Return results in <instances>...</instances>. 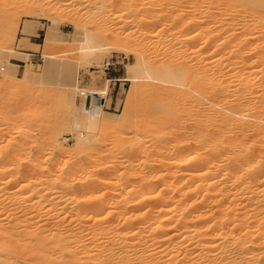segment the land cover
<instances>
[{
    "label": "bare ground",
    "instance_id": "6f19581e",
    "mask_svg": "<svg viewBox=\"0 0 264 264\" xmlns=\"http://www.w3.org/2000/svg\"><path fill=\"white\" fill-rule=\"evenodd\" d=\"M38 1L46 4L45 0ZM195 1H198L201 6L204 5L201 7L203 9L200 16L197 17V13L193 14L200 19H197V22L194 21L195 19L188 20L186 25H188L187 28L191 26L190 29L194 22L195 25L203 26L204 35L201 38L203 41L200 40L199 44L201 48L194 45L196 49L195 47L192 49L196 51L200 48L203 52L207 49H211L209 52L215 49L221 51L218 55L223 54L222 57L215 53V58L212 53H210L212 57H206V54L204 55L201 51L199 53L197 50L198 54L206 57L202 59L198 56L203 62L196 59L198 54L196 55L193 51L196 55V63L193 65L183 63L187 61L185 57V61L175 65L169 61L153 62L142 54L133 63L125 65L123 79L134 81L137 88L155 86L154 88L165 91L167 100L175 98L177 94L174 92L178 91L189 101L191 100L190 108L187 107L189 105L184 106V103L188 101L182 97L184 95L181 94L183 101L187 100L184 103L180 101L182 99H179L180 96L175 98L179 99L184 110L188 108L189 115L187 113L181 115L180 113L184 112H177H180L182 117L190 118L183 121L181 117L182 121L175 120L176 123L173 121L175 118L172 114H168L172 120L171 118L168 120V117L167 120L159 117L165 115L167 109L164 107L167 108V106L162 104L165 102L168 105V101L166 102L164 94L160 95L157 92L159 97H162L161 100L165 101L160 102L159 98L160 105L155 102L156 105L152 103V106L155 105L154 108L158 113L154 111L157 114H162L158 115L161 120L149 121L154 116H148V114L144 120L145 122L148 120L145 123L148 126L145 129L149 128L148 132L154 128L152 133L156 134L158 143L154 140V136V139L150 137L149 141L151 144L156 143L155 147L149 145L147 140L145 141L147 146L144 148L143 143L141 145V142L138 143L136 140L142 139L143 135L145 139L142 140H146L148 138L146 136H152L150 133L145 135L142 130L141 133L144 134L139 137L136 132L139 129L136 128L135 133H132L135 134L134 136L131 134L134 130H127V134L123 127L133 123L129 124V120H125V114H120L119 117L124 116L123 122L122 118H119L125 132L123 136L127 134L125 136L127 137L130 134L129 136L138 137L132 139L136 140L137 144L131 143L135 148L133 150H136L135 154L130 149L132 150L130 155L135 158L127 154L129 149L123 152L124 156L126 154L129 156L128 158L127 156L123 158V155L119 154L122 150L118 154L123 159L120 161L118 156L120 162H117L114 158L117 147L122 144L120 139L123 142L121 135L123 132L116 128L121 134L116 132L120 135L116 139L119 142L117 141V146L114 147L115 154L112 153L114 150L110 149L111 151L103 152L100 157L93 158V155L88 158L87 165H80V152L86 153L85 151L93 147L97 149L96 138L101 132L105 119L100 102L90 101L91 94L97 93V90L93 91L88 86L82 87L77 77L75 81L72 78V81L68 80L70 78L67 71L68 77L65 74L64 77L67 79L65 78L64 84L67 82L65 86L82 94V102L75 112L70 114L71 117L69 113L67 118L64 116L67 120L68 117L70 118L68 120L71 121L70 123L67 120H64L66 123H60L59 119L58 121L54 119L55 122L40 126L44 127L42 137L40 136L42 140L33 139V142L36 141L37 150L28 151L30 154L26 162L20 157L24 153L20 154V151L16 152V149L19 145L24 146L29 143L34 135L32 134L34 132L31 133L34 128L28 130L29 124L33 125L29 121L26 124L28 115L31 116V113L23 112L22 116H18L25 119V124H21L24 130L21 131L22 128H20L19 139L13 137L9 146H3L4 148L0 149V264H264V0H192V2ZM30 2L31 0H0V35L3 32L7 38H10L11 31H15L17 13L25 11V8L29 14L34 11ZM173 3L172 5L175 6ZM92 4H94L93 0H87L85 5L92 9L95 6ZM172 5L170 8H176ZM151 9V11L155 10ZM144 10L143 15L146 17L142 19L148 27L159 24L161 20L164 22L165 17L173 15H163L165 12L155 14L156 12L148 11L147 7ZM119 12H115L117 17L122 16V11L120 14ZM128 14H123L125 16V18L122 16L125 19V21L122 19L125 22L123 24L132 23L135 20L134 15L128 16ZM178 15L181 16V14ZM172 19L178 20L175 17ZM56 22L57 20L53 19V26L48 29L45 40H52ZM176 24H172L171 27ZM26 28L25 32H28ZM183 28L184 26L182 30L185 32L186 28ZM196 30L199 31L198 28ZM91 32L84 29L81 38L78 39L81 62H90L91 59L103 53V50L109 48L99 43L95 33ZM189 33L185 35L189 36ZM188 36L184 37V41L191 48L192 44L198 43L197 36ZM184 41L181 42L185 44ZM182 50L184 51V48ZM4 51L5 49L2 53ZM189 52L187 55H191ZM182 54L183 52L178 56H183ZM12 55L16 56V54ZM43 55L47 62H53L56 59L53 54L44 53ZM3 63L2 67L6 69L7 75L10 72L13 75H20L19 65L11 61L9 56L3 57ZM111 63V59L107 58L104 65ZM6 73L0 77V80H3L4 84L9 83L7 80H12V83L1 89V93H6L5 99L11 97L9 104L8 101L3 103V106L7 104L5 114L6 116H12L15 113L20 115L21 106L18 107L20 100L18 98V101L16 96L27 97L32 101L33 95L20 90L25 88L19 81L21 79H15L18 80L15 83V80L9 78ZM203 73L207 76L210 74L209 77L214 76L216 81L214 83L209 81L211 78L205 77ZM21 74L30 75L31 73L26 67ZM204 80L211 83H204ZM19 85L21 88L18 87ZM72 89H70L71 94ZM145 90L149 89L146 87ZM172 93L176 95L172 96ZM101 94H106V90H101ZM167 95L171 97L167 98ZM145 97L148 98V96ZM68 101L71 108L73 101L69 98ZM170 102L173 103V100ZM134 103L136 102L133 99H128L127 106H133ZM172 103L171 105H174ZM171 105L169 104L170 107ZM169 106L168 109H171L173 113L174 107L178 104L173 108ZM181 106L179 105L177 109L182 110ZM146 107L151 114L153 107L150 108V104ZM163 108L164 115L160 113L163 112ZM143 110L145 111V108ZM144 114H141L143 119ZM155 117L157 118V115ZM30 119L32 120L33 117ZM11 124L8 127L12 128ZM63 125L71 126L73 129L75 143L72 148L76 153L74 150L72 151L74 153L70 152L67 145L61 144L63 141L59 137L63 129H60V126ZM145 125L143 123L138 127L142 128ZM11 133L14 134V132ZM101 135L104 134L101 133ZM125 137L124 142L130 143ZM126 146L125 149L128 148ZM55 148H58L60 155L69 158V160L64 158L66 162L64 161L63 165L59 162L60 166H56L57 160L54 162L55 165L49 162L48 151L46 154L44 152V149H49V154H53L57 150ZM87 155L91 156L92 152L91 155L90 153ZM141 157L142 160L140 159L139 163H134V160ZM107 188L113 190L108 196L106 194L109 192L104 191ZM102 191L105 192L106 197Z\"/></svg>",
    "mask_w": 264,
    "mask_h": 264
},
{
    "label": "rangeland",
    "instance_id": "374dc122",
    "mask_svg": "<svg viewBox=\"0 0 264 264\" xmlns=\"http://www.w3.org/2000/svg\"><path fill=\"white\" fill-rule=\"evenodd\" d=\"M85 1L87 2V0H85ZM85 1L84 0H45L44 2L46 4H43L41 1L31 0L30 3L32 5L34 11H32V13L29 14V11L26 10V8H25V11L22 10V11L18 12L17 13V17H16L17 22L15 24V31H11L10 38H7L6 35L3 32L0 35V50H2V51H3V49H5V51L7 50L6 52L5 51L3 52L4 54L2 53V51L0 53L1 54L0 62L2 61L0 63V77L3 76V74H5L7 72L6 69H4L2 67V65H4L3 57L9 56L11 61H13V62H15V63H17L19 65L18 70H19V74L20 75L16 74L17 75L16 76V75H13V73L11 74V72L8 75L6 73V75L9 78H12L14 80L15 79H18V80L21 79L19 81L24 84V85L23 84H21V85H23L25 88L24 89H20V90H22V91L24 90L25 93L33 95L32 96V98H33L32 101L29 100L27 97H25V98L21 97L20 94H19L20 97H18V95H17L16 99L18 100V98H19V100H20V102H18V104H19L18 107L21 106L19 108L21 111L18 110V112L20 111V115L18 113H15V114H13L14 117H13V115L12 116H8V115L6 116L5 108L7 107V104H4V106H3V103H4V101H5V103H7L6 101H8V104H9V102H11V100H9L11 97L6 98V99H8V100H6L5 99L6 93H1V92L3 90V87L11 85L10 83H12V80H10L11 82L9 80H7L9 82L8 84H4V81L2 80L3 81L2 82L0 80L1 81L0 82V96H1L0 104H1V101H2V104H1L2 106L0 107V122H1L0 123V128H1L0 129V133H1L0 134V149L4 148L6 146H9L10 143L12 142L13 137H16V139H17L18 137H20V134H21L20 132L22 130H24V128L21 127V124H25V119L23 117H19L18 118V116H22L23 112L25 114L26 113L27 114L31 113L30 114L31 116L28 115V119H30V117L31 118L33 117V119L32 120L31 119L30 120L27 119L26 120V124H28L29 122H32L33 126H31V123H30L28 130H31L33 128L34 129L37 128L36 130H38V132L36 130H35L36 132L33 131L34 130L33 129L31 131V133L34 132V133H32L34 135L31 134L33 137L30 138L29 143L25 144L24 146H20V145L17 146V149L19 147H21V148L18 149V151L16 149V152L20 151L19 152L20 154L24 153L20 157H21V159H23V161L25 159V162L29 158L28 157V155L30 154L29 152L30 151L31 152H35L37 150L35 148V147H37V146H35V142H36L35 140H39V141L42 140V138H40V136L42 137V132H43L44 127H40V126H45V125H42V124H50V123H52V121L53 122L58 121V119H59V121H61L60 123H62V122L66 123L65 121L67 120L66 118H67L68 113H69V115L70 114L72 115L75 112V109L78 108L77 106H79L80 102H82V97H83L82 94H80L79 92H75V89H72V88H69L68 86H65L67 82L64 84V82H65L64 80L67 79L68 75H69L68 78H70L68 80H70V81L74 80L75 81L76 77H77V79L79 80V83H80V85L82 87H84V86L87 87L88 86L93 91L97 90V93H100V95H97L96 93L91 94L92 96L90 97L91 98L90 101H93L95 103H98L97 101L100 102V107H101V109L103 111V116H104V119H105V122L103 123L104 125L102 124L101 132L97 136L98 139L96 138V140H97L96 142L97 143H96L95 146H97V149H96V147H93L95 149L90 148L92 150L89 149L90 151L89 150L85 151L86 153L89 151L88 153H90V155H91V152H92L91 156L87 155L88 153L87 154L84 153V151H83V153L80 152L81 153V155L79 154L80 155V159H81L79 161L80 165L81 164L82 165L83 164L87 165V161L89 163V159L88 158L93 157V155H94L93 158H96V156L100 157V155H102L103 152L111 151L110 149L114 150V151H112V153L114 152L113 154H115V152L117 151L116 154H115L116 156L114 155V158H116V161L118 162L121 159L120 155L122 156L124 154L123 152L125 150H126L125 152H127V150L129 149L127 154L128 153H129L128 155L131 154L130 152H132V150L135 149V148H133V146H132L133 144H131V143L136 142V140L138 141V143L141 142L140 143L141 145L143 143L142 147H144V146L146 147L147 146L146 142H147V140L148 141L151 140V139H149L150 137L152 139L155 138L154 140H156V138H157V136L155 137L156 134L152 133V130H154V128H151V127H153V126L150 127L151 129H150L149 132L147 131V130H149V128L145 129V127H148V126L145 125V123L148 120H146V122L144 121L147 118L146 117L147 114H148V116H154L155 119L154 118H151V120L149 119V121L153 120L152 122H155V120L158 121V119L161 120V118H163V119L165 118L167 120V117H168V120H169V118H171L170 120H172V117L170 115L168 116V114H172L173 118H175V119H173V121H175V120L179 121V120H181V117H182L181 115H184V114L186 115V113L188 111V108L187 109L185 108L186 111L184 110V106L186 107V105H189L187 107H190V108L192 106L189 103V102H191V100L189 101L187 99V97L184 94L181 93L182 95H184L182 97H185L188 100V101L185 100L187 102L183 101L184 99L181 97V94L178 91L174 92L178 96L176 94L173 95V93H172V96L176 95L175 98H177L179 96H180L179 99L182 98V99H180V101H183V103L185 102L184 106L182 105L183 108H181L182 106H181V102L179 101V99H175V98L172 97L171 100H170V98H168L170 95H167V98L169 99V100H167L166 96L164 94L165 91L163 92V90H161V89L158 90L157 87L154 88L155 86H146L147 89L150 90V92H149V90H145L146 87H142V86L138 85V86L141 87V88L139 87L140 90H138L139 88H137V85H134V81L128 80V79H123L125 77V65L127 63L128 64L129 63H133L134 61H136V58L138 56L142 55V54H144L146 57H149V59H151L153 62L157 61V63H160V62L162 63V62H168L169 61L171 63H174L175 65L178 62L182 63V61H185V60H187V61L183 62V63H185L187 65H189V64L193 65V63H196V59L199 60L198 56L202 57L203 54L204 55L206 54V57L207 56L208 57H212V54H213V58H215L214 57V53L216 55L221 54L220 53L221 51H217L215 49L214 50L212 49L213 51H211V52H209L211 49L210 50H208V49L204 50V52H203L202 49L200 50L201 47L199 46V44L201 43L200 40H202L201 38H203L202 36L204 35L203 34V29L204 28H203V26H199V24L195 25V22H197L200 19V18H197V17L200 16V13H202V9L203 8H201V7L204 6V5L202 4V6H201V4L198 1H195L196 2L195 3V2H192V0H186V1L185 0H180V1L179 0H174V1L173 0H168L167 1L168 3L166 2V4H165L166 0H160V1L159 0H152V1L151 0H138V1L137 0H93V3L95 4V6H93L94 4H92V6H93L92 9L89 8V7H86V5H85L86 2ZM116 1H119V2H116ZM120 1H122V2H120ZM130 1H132V2H130ZM149 1L152 2V4ZM187 1L190 2V3H188ZM170 2H172V3L174 2L173 4H175V6L172 5V3H170ZM132 3H133V5H132ZM181 3L183 5H181ZM198 4H200V5H198ZM129 5H130V7H129ZM168 5H170V6H168ZM171 5L176 7V8H174L175 10L172 9L173 7L170 8ZM144 6L147 7L148 11H150L152 13L156 12L155 14H158V12H159V14H162V13L165 12L163 15L167 14L168 16L169 15L171 16V14H173L171 17L172 18L175 17L178 20L172 19L171 17H168V18L165 17L167 20L165 18L163 19L164 22L161 20L162 22L160 21V23H162V24L159 23L157 25H149L151 27H148V25H146L144 23L143 19H142V18L145 19V17H146V15H143V14H145L143 11H145L144 9L146 8ZM191 6L192 7L195 6V7L192 8ZM196 6L197 7L199 6V7L197 8ZM131 7H132V10L130 11ZM138 7L140 8V10H138L139 9ZM148 7H150V8H148ZM151 8H154L155 10L151 11L152 10ZM195 8H197V9H195ZM200 8H201V10H200ZM22 9H24V8H22ZM33 9H31V10H33ZM40 9L42 10V12H41ZM157 9H159L161 11H162V9H165V10L160 12ZM170 9H171V11H166V10H170ZM194 9L197 10V11H195ZM119 11L120 12L122 11V16L124 18H125L124 15H127L128 13H129L128 16L130 14L132 16L134 15L133 18L135 20H133L132 23L123 24V23H125V22H123V21H125V19L122 16L120 17V15H118V17L116 16V13H118ZM133 11L135 12V14L133 13ZM27 12H28V14H27ZM98 12H100V13H98ZM120 12H119V14H120ZM137 12H139V13H137ZM182 12H184V13L182 14ZM96 13H97V15H96ZM195 13H197V15ZM178 14H181V16H179ZM193 14H195L197 17L193 16ZM97 16H98V18H97ZM188 16L191 17V18L188 19L189 18ZM169 18L171 20H169ZM53 19L57 20V22L55 24V29H54L55 32L53 33V38H52V40H45V38L47 37L48 29L50 28V26H53ZM122 19H124V20L122 21ZM179 19H180V21H179ZM184 19H186V20H184ZM191 19H195L194 20L195 22L193 21L194 22L193 23V27L190 29L191 26L189 28H187L188 25H186V24H187L188 20H191ZM140 20H141V22H140ZM173 20H174V23H172ZM169 21L171 23H169ZM184 21L185 22L187 21V22L184 24L183 23ZM165 24H166V26H164ZM172 24H176V25H173L174 28L171 27ZM179 25H180V27H178ZM181 25L184 26L183 29L186 28L185 32H184V30H182L183 26H181ZM25 26L30 29L29 33L25 32V28H26ZM195 26H196V28H195ZM169 28H171V29H169ZM197 28L199 29V31L196 30ZM37 29H38V32H37ZM84 29L90 30V32L93 31L91 33H93V34L95 33L94 35L96 36L97 41L99 43L105 44V45H107L109 47V48H107L108 50L107 49L103 50V53H100L98 55V57L91 59V61L87 62V63H86V61H82V62L80 61V55H79L80 52L78 50L79 49V45H80V43H79L80 40H78V39L81 38V36H82L81 34L84 31ZM175 29H177V30H175ZM178 30H180V31H178ZM201 30H202V32H201ZM0 33H1V31H0ZM37 33L39 35H37ZM185 33H187V34L189 33V36H191V37H192V35L193 36H197V42L198 43L192 44L191 48H189V44L184 41V37L186 38L188 36V35L186 36ZM199 33H201L202 35L199 34ZM31 34H35V37H33V39H37L40 42L39 45L33 46V52L36 55H30L29 53H27V52H30L28 48L31 47V45H30ZM118 36L120 38H118ZM118 40H120V41H118ZM181 41H184L185 44H183V42H181ZM117 42H118V45H117ZM126 44H127V46H126ZM166 44H168V45H166ZM183 45H186L187 47L185 46L186 47L185 48ZM194 45L196 47H198V46L200 47L197 50H199V53L202 52L203 53L202 55L198 54L197 50L195 51L196 47ZM120 46H121V48H120ZM193 47H195L194 50L192 49ZM183 48H184L185 52L182 50ZM177 49H178V51H177ZM9 50H14L15 52H13V51L10 52ZM180 50L183 52V54H182L183 56H178V55H181V53H182V52H180ZM186 50H187V52H186ZM189 50H190V52H189ZM173 51L175 53H173ZM193 51H195L196 55L197 54L198 55L196 56ZM188 52L191 55H187ZM10 53L11 54H16V56L15 55L11 56ZM41 53L42 54L49 53V54L55 55L56 56L55 57L56 58L55 61L57 60L56 64L54 63L55 61L47 62V59H46V57L44 55H43L44 58L40 57ZM192 53H194V55H192ZM210 53H212V54H210ZM222 55L221 56L218 55V56L222 57ZM195 56H196V59H195ZM185 57H187V59H185ZM190 57H193V58H190ZM206 57L204 56V57H202V59H206ZM107 58L111 59V61H112V63L109 64L110 65L109 69H105L108 65H104L105 60ZM188 59H192V60L190 61ZM202 59L200 58L199 62H201ZM25 63H26V65H25ZM67 66H68V68H66ZM26 67L30 70L31 74L33 72L32 76H31V74L30 75L21 74ZM8 70L12 71L11 68H8ZM66 71H67L68 75L66 74ZM210 72H212V70H210ZM65 74H66L67 77H64ZM203 74H202V76H203ZM18 76H20V78ZM204 76L205 77H209L210 74L208 76L204 74ZM30 77H33V78H30ZM71 78H72V80H71ZM81 79H83V82H81L82 81ZM108 79H110V80H108ZM209 79H210L209 81H212L213 83L216 81V78H214V76L209 77ZM213 79H215V80H213ZM18 80H15V83H17ZM206 81H208V80H206ZM206 81L204 83H211L209 81L208 82H206ZM21 85H19L18 87H20ZM28 86H30V87H28ZM70 89H72V94H71V90ZM134 89H136L135 93H134ZM69 90H70V94H69ZM101 90H106V94H103V95H105V99H103V97H101V95H102L101 94ZM155 90H156V92H155ZM160 90H161L162 93L160 92ZM143 92L146 95H144ZM145 92H147V93H145ZM157 92L160 93V95L164 94V98H165L166 102L168 101L167 102L168 105L165 104V102H164V104H162L163 102L161 103L163 106H167V108L164 107L165 109H167L166 113L164 112L165 111L164 108H163V112L159 111L160 113H163V115L165 113L164 116H159L161 118H159L158 115H162V114H157L158 112L156 111V109L154 107H155L156 103H159L158 105H160V102L161 101H165V100H161L162 97H159V94ZM25 93H23V94H25ZM148 93H149V95H148ZM138 94H139V96H138ZM166 94H168V92ZM71 95L73 97H71ZM8 96H10V95H8ZM135 96H136V98L137 97L138 98L136 99ZM145 96H148V98L150 100L147 97H145ZM153 96H155V97H153ZM156 96H158V97H156ZM130 97H132V98H130ZM68 98L73 101L71 103L72 104L71 108H70V105H69ZM159 98H160V100H159ZM3 99H5V100H3ZM34 99L36 101H34ZM128 99H133V101L136 102V103H134L133 106H130L131 108L127 106ZM172 100H173V103L172 102L169 103V101H172ZM28 101H29V103H28ZM174 101L178 104V106L179 105L181 106L180 109H182L183 111L177 109L178 106H176V107H174L175 110L177 109L176 112L174 113V111H175L174 109H173L174 110L173 113H172L171 109H170L171 110V112H170V110L168 109L169 104L170 105H171V103L174 104V105H171L172 108H173V106L177 105L176 103H174ZM32 102H35L36 104L32 103ZM24 103H26V104L23 105ZM152 103L155 104V105L152 106ZM148 104H150V108L153 107L151 109V111H150L151 114H149V111L147 110V107H146V106H148ZM144 105H146V106H144ZM61 106L62 107L64 106L63 109H62ZM141 107L143 109L145 108V111L143 109H141ZM31 109H33L32 110L33 112L30 111ZM45 109H46V111H45ZM139 109H140V111H139ZM127 110H129V111H127ZM142 111H144L145 113L147 111L148 113L144 114V112H142ZM177 111L184 112V113H180L179 112L181 114L180 115ZM168 112H170V113H168ZM37 113H38V115H37ZM78 113H81V112L79 111ZM120 114H125V120L126 121L129 120L128 121L129 124H131V123H133V124L123 127L122 122L124 121L123 120L124 116L123 115H122L123 117L120 116L122 118V120H121L122 122H120V119H121L119 117ZM141 114L142 115L144 114V116H145L144 119H143V116ZM49 115L52 118H50ZM71 115H70V117H71ZM155 115H157V118L155 117ZM187 115H189V113H187ZM176 116H178L177 119H176ZM179 116H180V118H179ZM12 117L14 119H12ZM8 118H9V120H8ZM15 118H17V119H15ZM43 118L45 119L44 121H43ZM148 118H150V117H148ZM187 118H189V117L188 116L186 118L182 117V119H184L183 121H187V120L190 119V118L189 119H187ZM54 119H55V121H54ZM69 119L70 118L68 117V120ZM10 121H11V123L12 122H14V123L11 124ZM15 121H16V123H15ZM106 121H107V123H106ZM142 121H143L145 126L140 128L138 126L143 124ZM44 122H47V123H44ZM68 122L70 123L71 121H68ZM9 123L11 124L12 128L8 127L10 125ZM33 123H35V124H33ZM37 124H40V125L38 126ZM136 124H137V126L135 127ZM12 125L13 126L16 125V126H14L15 128ZM34 126H36V128ZM118 126L120 128H118ZM122 127L125 129L126 133L129 130L130 131L134 130L133 132H131V134L135 133V129L136 128L139 129V131H136L137 134H139V137H141V135L144 134V133H145V135H148L150 133V134H152V136H146L148 138H146V140H142L145 137L143 135L144 137L142 136L141 137L142 139L139 138V140H142V141H139L138 139H136L134 141L132 139H135V137H137V136L132 137V135L134 136L135 134H132L131 136H129L130 135L129 134L128 135L129 137L127 136L128 137L127 138L125 136L128 133L123 136V134L125 132H123V128ZM7 128H9L10 130L7 129ZM20 128H22L21 131L19 130ZM38 128L40 129V131H39ZM116 128L120 129L121 133L122 132L123 133L121 134L120 131L116 130ZM121 128H122V130H121ZM60 129H63V130H61V135H60L61 137H59V139L61 141H63L61 144L67 145L68 146V150H70V152H72L73 150L75 152V149L72 148L74 143H75V139H74L75 138V134L73 133V129L71 128V126L68 127V125L60 126ZM104 130H106V131H104ZM142 130H143L144 133L143 132L141 133ZM109 131H111V132H109ZM146 131H147V133H146ZM11 132H14V134L11 133ZM116 132L120 133L123 136V138H122L123 142L120 139L122 144H121V146H118V147H121V148L117 147V149L115 151L114 147H115V145L117 146V141H118L116 139L119 138V135H120V134L118 135ZM101 133L104 134V135H101ZM115 134H117V137H115L116 136ZM12 135H15V136H12ZM37 136H39V137L37 138ZM122 136H120V137H122ZM153 136H154V138H153ZM124 137L126 138V140L130 141V143L128 142L129 145H128L127 142H124ZM99 138H101V139H99ZM33 139H35L34 140L35 142H33ZM131 140H132V142H131ZM6 141H8V142H6ZM152 142H153V140H152ZM101 143H103L104 145L101 144ZM144 143H145V145H144ZM148 143H149V145L155 147L156 143H152L153 145L151 144V141H149ZM157 143H158V141H157ZM97 144H99V145H97ZM125 144H127L128 146H126ZM136 144H137V142H136ZM140 144H139V146H140ZM125 146H126V148L127 147L128 148L125 149ZM134 146H135V144H134ZM104 149H105V151H104ZM130 149H132V150H130ZM55 150H56V152L53 153V154L52 153L49 154L50 153L49 149H46V150L44 149V152L46 154L47 153L46 151H48L47 154L49 155L48 156L49 157L48 158L49 162L54 164L55 160H57L56 163H55L56 166H60L59 164H61V163L63 165L66 162L67 158L65 156H62V155L59 154L58 148H55ZM94 150H96V151H94ZM121 150H122V153H119V152H121ZM74 152H72V153H74ZM135 152H136V150L134 152H132V153L135 154ZM127 154H126V156L128 158L129 156ZM70 155H73V154H70ZM124 155H123V158H126V156H124ZM84 156H85V159H84ZM87 156H89V157H87ZM118 156L120 157L119 160H118ZM44 157H46V156H44ZM64 158H66V159H64ZM77 158H79V156ZM131 158H135V156L134 157L131 156ZM137 159L134 160V163H139V161L142 160V157L141 158H137ZM67 160H69V158ZM128 160H131V159H128ZM100 161H102V160H100ZM59 162H61V163H59ZM95 164H97V163H95ZM105 165L106 164L104 162V166ZM107 190H110V191H107ZM104 191L106 193L109 192L108 194H106L108 196V195H110L112 193L111 191H113V190L107 188ZM102 193H103V191H102ZM106 195H105V197H106Z\"/></svg>",
    "mask_w": 264,
    "mask_h": 264
},
{
    "label": "crops",
    "instance_id": "0c3cea01",
    "mask_svg": "<svg viewBox=\"0 0 264 264\" xmlns=\"http://www.w3.org/2000/svg\"><path fill=\"white\" fill-rule=\"evenodd\" d=\"M27 29H28V32H27V33H29V32H30V29H29V28H27ZM37 32H38V29H37ZM37 35H39V34L37 33ZM33 37H35V34H31V38H30V45H31V47L28 48L30 52H27V53H29L30 55H36V54L33 52V46H35V45H39V44H40V42H39L37 39H33Z\"/></svg>",
    "mask_w": 264,
    "mask_h": 264
},
{
    "label": "built area",
    "instance_id": "2783aa9c",
    "mask_svg": "<svg viewBox=\"0 0 264 264\" xmlns=\"http://www.w3.org/2000/svg\"><path fill=\"white\" fill-rule=\"evenodd\" d=\"M40 57L44 58L42 53H41V56ZM109 67H110V65H108L105 69H109ZM81 80L83 82V79H81ZM96 94L97 95H100V93H96ZM101 97H103V99H105V96L104 95H101Z\"/></svg>",
    "mask_w": 264,
    "mask_h": 264
}]
</instances>
